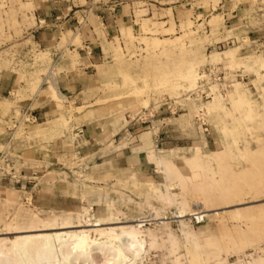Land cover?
Segmentation results:
<instances>
[{
    "label": "rangeland",
    "instance_id": "rangeland-1",
    "mask_svg": "<svg viewBox=\"0 0 264 264\" xmlns=\"http://www.w3.org/2000/svg\"><path fill=\"white\" fill-rule=\"evenodd\" d=\"M33 1L0 0V76L16 75L0 96L2 250L34 219L45 230L110 218L109 228L143 225L142 264H264V0H119L133 22L108 37L96 14H78L72 22L98 29L104 59L98 82L72 98L56 79L62 64L80 65L81 38L67 30L53 51L34 45ZM201 86L208 101L194 94ZM28 99L52 111L26 129L24 110L38 114ZM91 119L118 135L83 153L74 128ZM131 153L135 162L116 159Z\"/></svg>",
    "mask_w": 264,
    "mask_h": 264
},
{
    "label": "crops",
    "instance_id": "crops-1",
    "mask_svg": "<svg viewBox=\"0 0 264 264\" xmlns=\"http://www.w3.org/2000/svg\"><path fill=\"white\" fill-rule=\"evenodd\" d=\"M88 1L89 0H86V3H88ZM124 2L125 1L107 0V2L102 1L99 5H95L94 7V1L86 7L72 5L67 0H34L33 3L30 4L33 9L32 15L34 17L35 26L29 30L27 36L30 37L34 45L53 51L56 48L54 43L59 39L61 32H66L67 30L74 32L75 35H79L81 38V46L76 49L80 65L76 67V69H73L67 63L62 64V71L56 79L60 92L64 93L65 96L72 98L82 93L84 89H90L94 86L98 82L95 66H98L97 63L104 59L102 51L100 52L99 50V42L101 40L96 33L98 29H93V27L87 23L82 25L80 21L74 23L72 20H76L78 14H82V16L83 13L96 14V18L101 19L105 35L108 37L114 33L113 29L117 28L118 23H125L127 20L133 22V15L130 10H126V3ZM83 7H85L84 10H79ZM88 16L89 15H84L83 18L85 21H87ZM106 22L109 23L108 26L105 25ZM0 78L2 81L0 83V96L8 95L15 87L16 75L3 72ZM43 85H46L45 79ZM23 102H26V106L30 105V108H32L35 103L38 104L35 110H37L38 113L36 118L40 120L48 117L52 111L50 101H44L43 99L41 101L37 99H28ZM100 121L91 119L84 122L80 128H74L75 131H77L76 135L85 142V146L82 149L83 153L85 151H90L92 148L102 146L112 139L113 142L116 141L115 138L118 133H113V129L110 127L108 128V126H103ZM139 149H141V147L133 149L131 152ZM101 151L102 149H99L95 154L99 155ZM116 159L127 162L130 160L135 162L137 160L133 157L132 153L130 157L124 154V156L120 158L116 156ZM140 160L141 158L139 161Z\"/></svg>",
    "mask_w": 264,
    "mask_h": 264
},
{
    "label": "bare ground",
    "instance_id": "bare-ground-1",
    "mask_svg": "<svg viewBox=\"0 0 264 264\" xmlns=\"http://www.w3.org/2000/svg\"><path fill=\"white\" fill-rule=\"evenodd\" d=\"M155 41L157 44L161 42L160 39H155ZM256 63L260 66L259 62ZM261 68H264V63L261 64ZM184 73H187V71H184ZM191 75L195 74L190 73L187 79L193 80ZM51 89L53 90L54 97L59 99L60 96L56 85H52ZM244 96H236L238 99L236 98L237 100L232 102L240 107H248V100ZM64 123L66 122L63 116H61L50 130L53 131ZM42 131H45V128H43V125H39L37 133ZM184 217H186L185 214L181 218ZM203 217H207V215H203ZM110 221V218L107 220L98 219L94 224L81 226L80 224L74 225L69 220L61 222L54 220L48 225L49 228L38 230L39 220L34 219L30 222V226L27 225L29 226V230L26 227L28 231L22 232L16 229L18 232H14V234L18 235V238L12 243V247L9 250L3 251V245L0 241V264H142V256L145 254V242L141 239L138 240V229L143 225L136 224L135 226L128 227L113 226L114 228H109V226L115 225L110 223ZM91 233L94 234L93 237L90 235ZM20 234L25 235L19 237Z\"/></svg>",
    "mask_w": 264,
    "mask_h": 264
},
{
    "label": "built area",
    "instance_id": "built-area-1",
    "mask_svg": "<svg viewBox=\"0 0 264 264\" xmlns=\"http://www.w3.org/2000/svg\"><path fill=\"white\" fill-rule=\"evenodd\" d=\"M199 77H200V79H199L200 83L203 82L204 75H200ZM194 94H196L198 100L200 102H202L203 100L208 101L210 99L211 93H210V91L207 92L206 90H204L203 87L201 86L200 88H198L195 91ZM22 123H23L24 127L27 129V128H29V127H31L37 123V118H36V116H33L32 112L27 109V110H24V116H23ZM7 167H9V165ZM192 218H193L195 224H201L204 222L203 217H200L198 219L197 217L194 216ZM241 260L244 262L245 257H242ZM225 264H232V263H230V261H227V263H225Z\"/></svg>",
    "mask_w": 264,
    "mask_h": 264
}]
</instances>
